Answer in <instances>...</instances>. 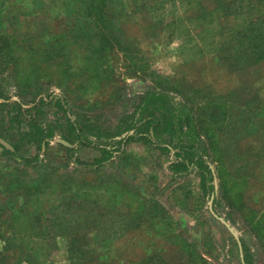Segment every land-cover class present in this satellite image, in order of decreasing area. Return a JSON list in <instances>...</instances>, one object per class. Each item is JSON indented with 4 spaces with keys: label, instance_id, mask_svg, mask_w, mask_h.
Segmentation results:
<instances>
[{
    "label": "rangeland",
    "instance_id": "1",
    "mask_svg": "<svg viewBox=\"0 0 264 264\" xmlns=\"http://www.w3.org/2000/svg\"><path fill=\"white\" fill-rule=\"evenodd\" d=\"M154 92L191 130L104 137ZM0 140V264H264V0H0Z\"/></svg>",
    "mask_w": 264,
    "mask_h": 264
},
{
    "label": "trees",
    "instance_id": "2",
    "mask_svg": "<svg viewBox=\"0 0 264 264\" xmlns=\"http://www.w3.org/2000/svg\"><path fill=\"white\" fill-rule=\"evenodd\" d=\"M175 98L168 96L167 94H160L154 92L152 94L143 96L137 102L135 109L131 114L124 116L119 123L116 125L113 131H107L104 134V137L108 139H112L117 136L124 135V142H136L142 141L144 144H153L154 138H157L161 135H166L168 137H174L176 134L178 136L184 134L185 128L191 130L190 123L192 122V118L189 114H185L183 116V112L179 109L175 103ZM138 115L139 118H136ZM84 122L82 125L84 126L81 129V133L91 134V129L89 127L92 126V119L85 118V116L80 117ZM85 119V120H84ZM69 122V119H67ZM35 127V126H34ZM68 127L70 131H75V128H72L73 125L69 122ZM32 133L36 129L30 128ZM37 135H40L41 138L36 137L33 134L34 141L38 147H40L41 141L43 138V133L40 130H36ZM79 137V135H75ZM82 141H85L82 136H80ZM188 147H191L189 145ZM102 154L99 158H93L92 164H99L104 162L112 157L114 151H111L106 148H102ZM191 152H187L186 150H179L178 153L174 154L175 162L171 164V169L174 172H183L190 171L195 169L200 177V182L204 186L205 184H210L212 176L211 172L206 165H204V161L201 158H197L193 160V156L190 154ZM212 190V187L210 186ZM72 251V250H71ZM73 252L82 253L77 256V259L80 262L83 260V255L90 252L88 250L83 249H73ZM85 263H89L90 261L87 259ZM5 264V263H4ZM6 264H11L7 262ZM12 264H18V261H13Z\"/></svg>",
    "mask_w": 264,
    "mask_h": 264
},
{
    "label": "water",
    "instance_id": "3",
    "mask_svg": "<svg viewBox=\"0 0 264 264\" xmlns=\"http://www.w3.org/2000/svg\"><path fill=\"white\" fill-rule=\"evenodd\" d=\"M0 143L3 144L4 146H6L7 148H10L5 142H3L2 140H0ZM209 210L212 214V216L217 219L221 224H223L226 229L228 230V232L232 235V237L236 240L237 244L239 245L240 247V242L238 240V237H237V234L236 232H234V230L222 219V218H219L213 211H212V208H211V202L209 203Z\"/></svg>",
    "mask_w": 264,
    "mask_h": 264
}]
</instances>
